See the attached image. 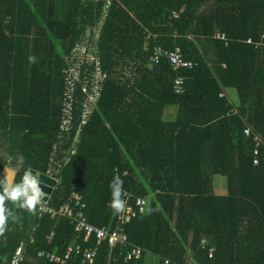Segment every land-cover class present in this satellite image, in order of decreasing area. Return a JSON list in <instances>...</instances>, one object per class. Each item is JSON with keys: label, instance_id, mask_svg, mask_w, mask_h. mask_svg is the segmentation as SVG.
Instances as JSON below:
<instances>
[{"label": "trees", "instance_id": "trees-1", "mask_svg": "<svg viewBox=\"0 0 264 264\" xmlns=\"http://www.w3.org/2000/svg\"><path fill=\"white\" fill-rule=\"evenodd\" d=\"M262 34L264 0H0V179L7 171L18 183L26 169L44 178L56 154L57 182L41 203L58 209L79 195L87 223L112 231L116 169L123 190L147 202L146 215L123 227L145 251L138 264H264V151L254 166L253 136L243 134L264 142ZM156 48H181L197 63L183 74L184 95H173L167 62L148 66ZM96 64L105 79L84 120L82 87ZM66 106L72 130L61 133ZM77 134L76 154L61 162ZM216 177L225 196L215 195ZM6 206L18 220L0 235V264L19 249V264H48L36 254L62 258L71 245L66 264H82L95 244L69 220ZM126 252L105 242L93 264H135Z\"/></svg>", "mask_w": 264, "mask_h": 264}, {"label": "built area", "instance_id": "built-area-1", "mask_svg": "<svg viewBox=\"0 0 264 264\" xmlns=\"http://www.w3.org/2000/svg\"><path fill=\"white\" fill-rule=\"evenodd\" d=\"M214 38L216 40H220L222 42H227L223 35L219 33H215ZM261 39H264V36L261 37ZM250 44V41L248 42ZM261 44H256L255 48L259 49ZM84 51L81 52L83 54ZM160 58H165L168 64L172 67L173 72L175 73V79L172 85L173 93L176 96H180L184 93L183 85H184V77L181 75L183 71L185 70H191L196 65L192 64L191 62H187L183 59L182 49L177 48L174 51L168 52V51H162L158 50V55L153 59V61L157 62ZM78 59L82 61V58ZM77 59V60H78ZM93 59L89 60L92 61ZM94 74L96 76L91 78L92 83L88 84L86 83L82 87V92L88 96V100L86 101V112L84 115V120L86 116L88 115L89 110L87 107L94 106L96 103V99L98 97L99 92L101 91V75H100V69H98V65L96 64ZM77 72H75V75ZM91 86V88L88 90V86ZM90 90L92 91V94L90 93ZM68 106V105H67ZM64 109L63 111V121L62 125L60 127L61 131L64 133H67L72 126V108L71 106ZM84 110V111H85ZM84 123V121H83ZM82 123V124H83ZM245 137L253 136L252 142L254 143V152L253 156H255V159L253 161V165L257 166L258 161L256 157L258 156V150L261 148L264 151V142L261 139V136L259 134H256L252 132L251 129H245L243 132ZM74 152H71V155H73ZM66 157L65 159L62 158L61 162L67 163L69 160V153H65ZM57 159V156L55 154L54 159L52 163H54V168H51L45 178L48 180L54 182L56 184L57 180L54 176L55 168L57 167V164L59 162H55ZM126 175V174H125ZM124 197L123 199L126 202V210L124 213L120 215H115V228L111 231L108 227H99V226H93L87 223V219L84 213L85 210V204L82 200V198L79 195H73L72 196V202L68 205H64L58 209H51L49 210L46 208V203L42 204L40 202V205L38 206L39 211L41 214H46L47 217L50 219H66L69 220L75 229V231H78V233H84L85 239L84 243H88L91 240V236L94 237L95 244H91L87 249H84L82 252V264H93L94 260L97 256V249L99 246H101L103 243L107 242L110 248L115 247H121L126 248V261L133 260L135 264H138L141 260L143 250L132 244L128 237L125 235L123 227L126 226L131 222V220L136 219L138 217H144L146 215V207L147 202L143 198H132L131 195L124 190ZM44 198L46 199L47 196L44 195ZM52 238V235L48 238V241ZM73 244V243H72ZM94 245V246H93ZM72 246V245H71ZM69 246L64 256L58 257L55 254L50 253H38L37 258L42 259L48 264H66V262L70 259L72 254L73 247ZM77 252H79V248H76ZM22 254L21 250H17L16 254L12 258L11 263L12 264H19L21 260Z\"/></svg>", "mask_w": 264, "mask_h": 264}, {"label": "clouds", "instance_id": "clouds-1", "mask_svg": "<svg viewBox=\"0 0 264 264\" xmlns=\"http://www.w3.org/2000/svg\"><path fill=\"white\" fill-rule=\"evenodd\" d=\"M183 11H184V9L182 8L179 11L180 13H173L171 18L173 20H177L179 18V16H181ZM215 33H218V32H215ZM261 37H260L259 43L262 45V42L264 41V39L262 40ZM176 49L177 48H175L174 50H176ZM158 50L168 51V52L174 51V50H165L162 48H156L154 53L148 58L147 63H148L149 67L157 66L161 62H167L165 58H160L157 62L153 61V59L155 57H157V55H158ZM182 54H183V50H182ZM183 59L187 62H191L192 64L196 65L191 70L183 71L181 75L184 77L183 74L185 72H192L197 67V63L192 61V60H186L184 58V56H183ZM36 60H37V58L35 56L29 57L30 63H35ZM99 69H100V67H99ZM95 76H96V74H94L92 77L94 78ZM100 77H101V87H102L105 76L101 75ZM174 79H175V77H174ZM173 82H174V80H173ZM184 84H185V77H184ZM172 85H173V83H172ZM184 87H185V85H183V90L185 93ZM171 90H172V86H171ZM172 93H173V90H172ZM184 93L182 95H184ZM173 95L176 96L174 93H173ZM182 95H180V96H182ZM171 109H173L171 106L168 107L166 109V113L171 112ZM63 117H64V115L62 116L61 123L59 126V131L61 133H64L60 129V127L62 125ZM72 120H73V115H72ZM71 130H72V126H71V129L69 131H71ZM77 144H78V134L76 135L75 139L73 140L70 149L63 148L59 151L60 156H63L62 158H64L65 153H67V154L69 153V159H70V157H72L76 154ZM71 152H74V154L71 155ZM24 165H25L24 156L22 154L18 155L16 158L15 170H19L21 168H24ZM118 173H119V171L115 169V171H114L115 177L113 178V180H111L109 182V188L111 190L110 209L113 212V214H115V215H120V214L124 213L126 210V202L123 199V197L125 195L124 190H123V180L120 179ZM120 176L124 179H127L130 177L128 171L122 172L120 174ZM44 178H45V176H44ZM55 185L56 184L54 183V186ZM52 189H54V187ZM43 198H44V191H43L42 187L40 186V181L37 179V177H35L31 173V171L29 169H26L24 171V174H23L20 182H18V183H15L11 179H9L8 172L5 171L4 178L0 179V235H3L5 233L8 222L10 219L13 222H16L18 220V217L15 215V213L6 206V202L11 203L14 207H16L18 209L27 211V212L35 215L37 213L38 205H40V202L42 201ZM144 252L145 251L143 250V253ZM36 258H37V254H36ZM21 260H22V257H21ZM21 260H20V262H21ZM39 260H42V259H39ZM42 261H44V260H42ZM140 262H141V260H140ZM165 264H168V262H165Z\"/></svg>", "mask_w": 264, "mask_h": 264}, {"label": "crops", "instance_id": "crops-1", "mask_svg": "<svg viewBox=\"0 0 264 264\" xmlns=\"http://www.w3.org/2000/svg\"><path fill=\"white\" fill-rule=\"evenodd\" d=\"M66 2H69V1H66ZM43 6H47V5H43ZM50 6H59V3H53L51 4ZM220 22H222L223 20H227V19H223L222 17L221 18H217ZM233 21L235 22H238L239 19H234ZM239 23V22H238ZM261 36H264L263 34ZM260 42V40H259ZM264 48V42H262V45L260 47V50L259 52L261 51V49ZM262 61H264V55L262 57ZM172 112H169V113H164L166 116H169ZM214 192H215V195H218V196H225L226 195V179L223 178V177H216L214 179Z\"/></svg>", "mask_w": 264, "mask_h": 264}, {"label": "water", "instance_id": "water-1", "mask_svg": "<svg viewBox=\"0 0 264 264\" xmlns=\"http://www.w3.org/2000/svg\"><path fill=\"white\" fill-rule=\"evenodd\" d=\"M38 180L40 181V186L42 187L44 191V195L49 196L52 193V188L54 187V182L41 177H38Z\"/></svg>", "mask_w": 264, "mask_h": 264}, {"label": "rangeland", "instance_id": "rangeland-1", "mask_svg": "<svg viewBox=\"0 0 264 264\" xmlns=\"http://www.w3.org/2000/svg\"><path fill=\"white\" fill-rule=\"evenodd\" d=\"M98 30H99V28L96 30L97 32H98ZM97 32H95L96 33V35H97ZM225 38V37H224ZM225 40H226V38H225Z\"/></svg>", "mask_w": 264, "mask_h": 264}]
</instances>
